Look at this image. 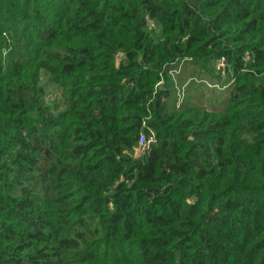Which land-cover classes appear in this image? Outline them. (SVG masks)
<instances>
[{
  "label": "trees",
  "instance_id": "16d2710c",
  "mask_svg": "<svg viewBox=\"0 0 264 264\" xmlns=\"http://www.w3.org/2000/svg\"><path fill=\"white\" fill-rule=\"evenodd\" d=\"M0 264H264V0H0Z\"/></svg>",
  "mask_w": 264,
  "mask_h": 264
},
{
  "label": "rangeland",
  "instance_id": "374dc122",
  "mask_svg": "<svg viewBox=\"0 0 264 264\" xmlns=\"http://www.w3.org/2000/svg\"><path fill=\"white\" fill-rule=\"evenodd\" d=\"M17 58L14 56L13 60ZM7 64L11 66L13 62L6 59ZM220 66H224V60H220L217 66H213L212 68H205L204 73L202 75L203 80H198V84L195 85L192 79H190L189 74L193 69L192 66H189V70L183 75L182 81H179L176 78L175 83L178 88H182L181 91L188 92V89L191 90L192 95L195 98V103L200 101L204 106H209L210 104H217L216 106L219 108H223L225 106L227 97L229 95L230 87L223 86V82L226 81L227 77L223 76L224 71L220 70ZM222 71V73H221ZM183 69L180 67H176L173 70V75L177 73L182 74ZM49 77L43 75V81L46 84L47 95L46 98L48 101H57L60 103V108L64 106L62 102V91L60 87H56L55 84H52L49 80ZM231 85V84H229ZM214 106V107H216ZM144 152V151H143Z\"/></svg>",
  "mask_w": 264,
  "mask_h": 264
},
{
  "label": "built area",
  "instance_id": "2783aa9c",
  "mask_svg": "<svg viewBox=\"0 0 264 264\" xmlns=\"http://www.w3.org/2000/svg\"><path fill=\"white\" fill-rule=\"evenodd\" d=\"M184 99V94L181 91L179 93V102H182ZM155 140V137L153 134H151L150 136H147L146 134H142L139 142L143 147H146L147 149L150 147L151 143Z\"/></svg>",
  "mask_w": 264,
  "mask_h": 264
}]
</instances>
